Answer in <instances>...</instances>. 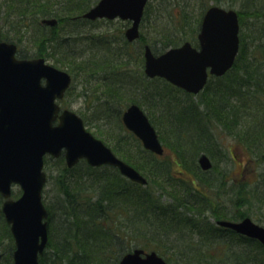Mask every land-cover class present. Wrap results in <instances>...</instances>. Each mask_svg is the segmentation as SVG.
<instances>
[{
	"label": "trees",
	"instance_id": "trees-1",
	"mask_svg": "<svg viewBox=\"0 0 264 264\" xmlns=\"http://www.w3.org/2000/svg\"><path fill=\"white\" fill-rule=\"evenodd\" d=\"M87 1L5 0L6 9L0 6L2 8L0 9L2 21L0 40L16 42L19 57H29V54L23 49L20 50L19 46L24 41H34L45 51L54 43L52 46L54 51L56 48H65L71 58H79L80 54L76 51L78 48L74 43L78 34L72 33L75 34L74 37L59 35L57 28L62 22L69 25L72 22L86 21L81 14L91 7L92 1ZM250 6L251 4H248L247 8H244L247 16L255 14ZM243 12H239L241 24ZM45 17L57 18V26L42 24L41 20ZM263 28L258 24L256 33L245 36L239 34V52L233 66L222 76H211L204 89L196 94L195 100L194 94L187 93L164 79H150L146 76L143 78L144 81H161L162 88L159 89V84L156 83L157 90L152 95L156 94L159 99L158 107L166 112L167 124H172L171 145L177 157V161L173 164L176 163L184 168L192 165L193 173L198 176L196 180H189L179 175L182 171L178 170L176 175H173L172 172L170 173L171 163L158 167L159 156L144 149L140 140L129 132L128 134L132 135L142 150L148 153L144 161L147 170L153 175H156V172L157 175H164L171 181L169 191L173 196L172 201H161L160 197L154 194L157 188L152 187L149 180L145 185L132 182L123 177L116 167L107 165L92 167L85 160H80L69 168L63 156L55 159L61 167L57 184L58 192L63 195L62 212L66 222L63 224L51 222L50 232L53 237L48 233L50 238L47 246L53 248L54 254L49 256L44 251L39 256L40 264H119L121 255L131 250V247L124 246L123 238L127 233L145 237L146 240H143L145 242L139 243L143 249L147 247L145 246L147 236L151 235V240L156 243L153 250H158L169 264H264V244L257 239L220 227L204 215V212H210L214 213L216 218L219 217L214 209L216 205L213 198L214 176L206 177L205 174H201L215 171L216 168H213L212 164L210 169L204 171L196 163L200 152L205 151L213 155L218 152L217 156L222 154L220 139L221 133L224 134L225 130L231 134L235 142L241 143L243 148L247 149L248 160H256L264 166ZM65 32L71 33L69 30ZM183 39L181 37L174 41L166 40V43L159 48L151 44L150 46L155 53H160L168 47L178 45ZM102 40L101 43L104 42L109 46L112 41H116L115 38L107 36H103ZM120 40L122 45L124 44L122 53L112 49V55L106 57L103 56L108 53L106 51L102 53L101 60L97 64H90L95 66L93 72L107 70L104 73L109 75L106 82H108V91L112 94L117 93L115 89L125 88L124 79L115 77L118 70L127 71L124 54L128 53V42L123 36L117 41ZM41 53L43 52H38L40 55ZM130 56L132 57V52ZM142 73L143 71H140L139 76ZM129 88L132 91L133 87ZM143 93H138L142 95L141 100L145 97ZM163 93H168V98L161 95ZM179 93L185 98L180 97ZM132 101L138 102L136 99ZM149 119L153 123L152 118ZM157 132L160 135L159 130ZM50 158L45 157V165L50 164L48 161ZM260 165L257 168L260 169ZM259 169L258 172H253L252 181L243 179V175H239V178H230L237 193L232 201L235 205L241 204L246 207L245 210L237 213L236 220L250 215L251 212L254 213L251 207L259 210L264 207V170L259 171ZM221 178H215L220 182L216 187L218 190L221 185L226 186ZM17 194V191L12 192L13 196ZM0 200H2L1 195ZM48 210L49 219L52 211L50 208ZM155 221L163 228L162 231L155 232L151 228ZM127 225L132 232L127 230ZM172 236H175L174 239H171ZM1 237L10 240L7 254L12 256L13 237L0 209ZM210 244H217L216 246L221 248L218 251L221 252H211L209 249L211 246L207 248Z\"/></svg>",
	"mask_w": 264,
	"mask_h": 264
},
{
	"label": "water",
	"instance_id": "water-1",
	"mask_svg": "<svg viewBox=\"0 0 264 264\" xmlns=\"http://www.w3.org/2000/svg\"><path fill=\"white\" fill-rule=\"evenodd\" d=\"M147 0H98L82 16L87 19L119 17L131 20L124 31L127 40L138 37V27ZM43 23L54 25L55 18ZM239 22L236 10L217 5L204 13L198 33L199 47L186 41L155 55L144 46V72L148 77H163L191 93H198L209 74L223 75L234 63L239 48ZM16 44L0 41V193L5 198L2 212L14 238L13 264H40L38 260L48 241L45 220L48 211L42 202L46 182L43 157L59 156L63 151L67 166L85 158L92 166L109 164L133 182L147 179L131 164L119 158L101 139L88 131L82 118L70 109L60 110L56 99L63 97L71 82L65 70L45 62L44 58H18ZM44 79V83H42ZM58 119L57 123L54 121ZM124 125L138 136L144 148L163 153L147 115L133 103L122 114ZM201 169L212 166L201 153ZM12 184L22 194L9 198ZM217 224L264 244V226L246 216L240 220L219 219ZM119 264H168L156 251L134 248Z\"/></svg>",
	"mask_w": 264,
	"mask_h": 264
},
{
	"label": "rangeland",
	"instance_id": "rangeland-1",
	"mask_svg": "<svg viewBox=\"0 0 264 264\" xmlns=\"http://www.w3.org/2000/svg\"><path fill=\"white\" fill-rule=\"evenodd\" d=\"M4 1L5 0H0V6H2L5 10ZM89 1H92L91 6H93L98 0H88L87 2ZM211 4H216L224 8H233L238 12H243L244 10L245 13H241L243 15V22L240 24L239 31V33L244 34V36L256 33L258 24L261 27H264V0H149L144 12L142 23L140 24V33L142 37L128 44V53L124 54L127 60L125 66L127 71H125V69H120L118 70L119 72H117V75L115 74V77H120L125 81V88L122 87L120 89H115V92H117L116 94H112L108 91V82L106 81L108 80L109 75L104 73V71L107 70H102V72H100L101 70L93 72V67L95 66H90V64H97L99 60H101L102 53H106V51H108V53L103 55L106 57L112 55V49H117V51L122 53L124 44L122 45V40H117L120 36H123L125 39L124 30L129 25L126 20H121L119 18L108 20L102 18L95 20L85 19L86 21H81L79 23L72 22L69 25H65L63 22L59 23L57 28L59 30V35H69L74 37L75 34L72 33L78 34L74 43L77 45L76 48L78 49L76 51L79 52L80 57L78 56L79 58L76 57L75 59L71 58L70 55L67 54L65 48H56L54 51L52 47L54 43L50 44L51 46L47 49V51L38 46V44L34 41V43L31 41H24L19 46L20 50L23 49L29 54V57L18 56L19 58L33 59L42 57L46 63L65 70L71 75L72 81L66 89V93L60 100L59 104L63 108L70 109L77 113L82 118L84 126L88 131H90L97 138L101 139L117 156L141 172L147 181L149 180L151 182V186L157 188L155 189L154 194L159 196L161 201L173 200V196L169 191V183H171V181H169L164 175H157V172L156 175H153L151 171L149 172L147 170L148 168L145 166L144 161L147 159L148 153L144 152L136 140L133 139L132 135L128 134L130 131L125 127L122 121V114L131 103L138 104L144 110L146 115L148 114V117L150 115L153 120V127L156 132L159 130L160 133L159 135L157 132L164 151L161 155H158V167H163L171 163L170 173L172 172L173 175H176V171L178 170L182 171L179 175H182L184 178L189 180L197 179L198 176L193 173L191 164V167L189 168L180 167V165H177L176 163L173 164V162L177 161V157L176 151L171 145V137H173L171 135V132L173 131L172 124H167L168 116L166 115V112L163 108L158 107L159 99L156 94H154V96L152 95L154 91L157 90L156 83H158L160 87L161 81H144L143 78L145 75L142 73V75L139 76V72L143 71L144 43L149 45L151 44L154 47L159 48L162 44L166 43V40L171 39L174 41L183 37L184 39L180 41L181 43L190 37L189 41L192 42L194 46H197L196 35L199 30V22L205 8ZM248 4H251L250 9L255 13L253 16H247L246 14L245 9ZM2 8L0 7L1 10ZM256 14H259V16ZM257 18L258 20H256ZM56 20L55 25L57 26L58 19L56 18ZM1 22L2 21L0 19V26L2 25ZM45 26L53 25L45 24ZM66 30L71 31V33L65 32ZM262 33H264V28L262 29ZM103 36L115 38L116 41H112L110 46L104 42L101 43V41H103ZM144 40H147V42H144ZM38 52L43 53L40 55ZM131 52L133 58L130 56ZM130 86L133 87L132 91L129 88ZM161 88L162 87L159 89ZM139 92H144L143 94L145 97L142 100L140 99L142 98V95H139ZM167 94L163 93L161 95L168 98ZM179 96L183 97V99L185 98L184 95L180 94ZM195 98L196 95L193 96L194 100ZM132 99H136L138 102H131ZM223 132L224 134L221 133L220 139L222 143V154L217 156L218 152H216V155L205 151L200 152L197 155L196 163L199 166L198 157L201 153H205L210 158L213 168H216L215 171L201 174H205L206 177H208V175L214 176L212 179L213 185L215 186V188H213L215 192V196H213V198L216 202L214 209L219 217L216 218L214 216L215 214L210 212H204V215L210 218L211 221L218 219L236 221L237 213L242 212L246 207L241 204L235 205V202L232 201L237 193L235 190L236 187L233 186V181L230 178H239V175H243V179H249L248 181H252L254 179L252 174L253 172H258L259 168H257V166L260 164L257 163L256 160H248L246 152L247 149L245 150L241 143L239 144L238 142H235L231 134H228L225 130ZM221 157L223 158L221 159ZM55 159L56 158L51 157L48 160L50 164H48V166L45 165L44 167L47 174V182L45 183L42 191V201L48 211V214L50 212L48 210L49 208L52 211L51 217H49V219L47 217L49 229L48 233L52 237L53 235L50 232L51 222L56 221V223L59 224L66 222L64 219L65 215L62 212L63 203L61 200L63 195L58 192L59 185L57 184L58 174L61 167ZM140 160H142V163L139 162ZM142 166H144V168H141ZM262 169L264 170L263 164L260 165L259 171ZM218 171H221V173ZM87 175L92 176L90 173H87ZM220 177H222L221 180L225 181L226 186L223 187L221 185V188L218 190L216 187L220 185V182H218L215 178L219 179ZM126 179L128 178L126 177ZM234 182L237 185V182ZM13 191L18 192L16 196H12L14 198L21 193L19 186H14ZM77 195H79V193ZM2 201L3 199L0 200V209ZM250 209L254 213L251 212L248 217H250L255 223L264 226V207L261 210L256 207H251ZM154 219L160 221L158 218ZM157 221L151 225V228H153L155 232H160L163 228L160 227ZM127 230L132 232L129 225H127ZM148 235H150V233ZM174 237L175 236H172L171 239H174ZM49 238L50 237L48 236V240ZM144 239L146 240L145 237L127 233V236L123 238L124 246L125 248L127 246L129 248L131 247V250L134 248H142L139 246V243H144ZM146 242L145 246L147 247H145L144 250L147 252L152 251L156 243L154 240H151V235L147 236ZM9 243L10 240L8 238H0V264H13L12 256L7 254V246ZM216 245L217 244H210L207 248L211 246L209 247L211 252L220 253L221 251L218 250L221 248ZM44 251H46V254L49 256L54 254L52 247L47 246ZM154 251L159 254L158 250ZM122 256L123 255H121V257Z\"/></svg>",
	"mask_w": 264,
	"mask_h": 264
},
{
	"label": "flooded vegetation",
	"instance_id": "flooded-vegetation-1",
	"mask_svg": "<svg viewBox=\"0 0 264 264\" xmlns=\"http://www.w3.org/2000/svg\"><path fill=\"white\" fill-rule=\"evenodd\" d=\"M206 10H207V8L204 10V12H203V14L206 12ZM239 13V12H238ZM203 14H202V16H201V19L200 20H202V17H203ZM142 23V22H141ZM140 23V24H141ZM240 21H239V27H240ZM138 32H139V37L137 38V39H139L140 38V36H141V33H140V25H139V30H138ZM197 36V35H196ZM136 39V40H137ZM126 41H127V39H126ZM185 41H189V38L187 39V40H185ZM185 41H183V42H185ZM128 42V44H130L131 42H133V41H127ZM183 42H181L179 45H181ZM190 42V41H189ZM192 45H193V43L192 42H190Z\"/></svg>",
	"mask_w": 264,
	"mask_h": 264
}]
</instances>
